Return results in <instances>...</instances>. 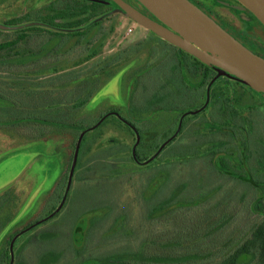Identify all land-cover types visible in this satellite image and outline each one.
<instances>
[{
	"label": "trees",
	"instance_id": "obj_1",
	"mask_svg": "<svg viewBox=\"0 0 264 264\" xmlns=\"http://www.w3.org/2000/svg\"><path fill=\"white\" fill-rule=\"evenodd\" d=\"M7 1L0 0V4ZM111 13V8L103 0H48L41 7L32 9L22 17L12 18L3 23L9 27V33L16 34L17 37L0 43V130L6 134H9L6 129L14 130L15 134L21 136L20 138L29 140L34 137L42 138L45 135H62L66 131H71L75 139L73 154L80 157L81 149L89 134L99 129L113 114L102 116L96 126L80 125L78 112L92 96L97 82L92 79L85 80L83 83L85 94L80 93L82 86L77 84L79 78L77 73L82 67H88V62L92 60L96 62L102 60L105 67L134 61L139 65L136 68V75L140 82L147 72L150 74L157 69L164 70L170 65L172 67L168 72L169 75L171 73L180 75V81L185 84L186 73L191 75L190 77L195 81L191 90L199 94L204 102L200 109L179 115L176 119L178 128L166 142L159 144L153 137L144 141L140 134V140L135 138L134 144L129 149L130 158L126 157L124 160L151 164L156 156L166 150L167 153L183 155L184 153L179 151V146L192 127H195L197 140L192 151L188 145L184 156L187 158L183 161L204 157L215 176L222 177L223 181L228 178L229 184L235 183L238 188L243 187L244 198L248 204H242L244 207L240 214L247 213V217L252 216L255 223L250 226L238 225L237 218L233 217L230 211L224 210L230 206L226 200L230 195L226 192L228 195L225 198L220 197L222 192L221 190L219 192V188L223 189V181L219 188L211 191L212 195L206 190H197L193 196L185 194L187 182L183 181L180 185L182 188L177 186L169 195L160 198L154 204L153 198L155 199L157 194L153 196L149 193L147 198L142 200V192L139 191V194L137 192L138 199L145 207L144 218L152 223L154 234H148L133 243L132 239L127 238L132 232L135 233L127 227L131 218L127 217L125 221L121 214L114 218L106 213L101 218L98 216L95 226L101 231V235L97 236L98 239L93 246L88 244L86 235L78 236L77 233L82 232V227L78 226L75 229L74 234L71 235L69 252L62 259V264H264V130H262L264 106L247 104L245 92L234 94L226 83L221 85L220 80L223 76H217L214 66L205 65L191 54L158 36H154L155 42L150 45L149 54H145L147 53L145 51V53L141 52V43L147 41H138L125 50L109 56V60L93 52L81 63H73V65L68 63L69 59L64 58L65 54L71 52L70 48L80 43L82 38L98 27ZM254 19L263 26L255 16ZM73 38L78 40L73 45H68ZM61 49L63 51L59 53ZM97 72L99 70L95 71ZM228 78L239 82L233 77ZM239 83L259 95L264 101L263 95ZM39 88L43 91L40 92ZM157 93H160V96L156 99L160 100L171 94L165 82H162L152 95L155 96ZM209 106L212 114L209 125L205 123L203 127H198V123L194 120L198 119L200 113L206 111ZM112 116L122 124L120 117L116 114ZM188 116L192 121L185 120ZM127 128L134 134L131 128ZM210 135L213 138L208 139ZM76 143H80L79 150L76 149ZM116 147V144L109 145L101 148L99 152L107 158L128 150V147L121 149ZM172 161L166 160L162 167L183 162ZM72 162L73 157L70 167ZM70 167L66 172L67 175L62 174V178L59 177L57 184L66 185ZM221 199L224 205L227 204L220 214L216 215L215 212L214 215L213 209L219 205ZM19 200L17 192H13L10 188L0 193V234L16 215L14 210L18 209ZM151 203L153 206L148 209L145 205ZM173 207L182 210L186 219L190 216L189 222L200 219L199 223L202 227L195 235L184 232V236L172 234L175 226L184 228L179 222H175L173 227L169 221L175 211ZM196 208H199L198 212H195ZM190 210L195 213L190 215ZM198 213L202 214L193 217ZM55 215L51 213L44 220L26 226L13 237L3 236L0 242V264H14L13 251L19 238L43 225ZM120 218L122 222L118 231ZM206 219L214 221L206 225L204 222ZM107 223L111 225L107 226ZM168 224L174 231L169 230ZM112 228L114 229L109 233L110 241L114 240L111 242L116 244L115 247L113 246L112 250L93 249L96 245L103 247L108 241V232ZM156 230H159L160 235H156ZM125 237L126 241L120 242L125 240ZM40 254L43 255L42 252ZM60 260H56L54 264H59ZM36 262L43 264L39 256Z\"/></svg>",
	"mask_w": 264,
	"mask_h": 264
},
{
	"label": "rangeland",
	"instance_id": "obj_2",
	"mask_svg": "<svg viewBox=\"0 0 264 264\" xmlns=\"http://www.w3.org/2000/svg\"><path fill=\"white\" fill-rule=\"evenodd\" d=\"M47 2L48 0H8L0 4V43L17 37L16 34L9 33V27L3 24L5 21L22 17ZM192 2L223 28L233 33L248 48L264 53V27L235 0H192ZM129 29L134 31L129 33ZM154 36H156L154 33L138 25L126 15L114 11L104 18L98 27L82 38L80 43L71 47V52L65 54L64 59H69L68 63L72 65L78 64L95 52L99 57L109 60V56L125 50L138 41H147L141 43V52L145 51L147 52H144L145 54H149L150 45L155 42ZM77 40V38L71 39L68 45H73ZM62 51L61 49L59 53ZM88 65V67H82L77 73L79 76L77 84L82 86L80 93L85 91L83 88L85 80L92 79L97 82L92 96L78 112L80 125L96 126L102 116L112 113L120 117L122 124L110 115L99 129L89 134L81 149L80 157L73 154L75 139L71 131H66L62 135H45L42 138L34 137L29 140L20 138L21 136L15 134L14 130L6 129L9 134L0 130V193L10 188L13 192H17L20 198L18 209L14 210L16 215L0 234V242L3 236L13 237L26 226L44 220L51 213L56 214L43 225L24 234L17 242L14 241L16 242L13 251L14 264H40L36 262L38 256L43 264H54L58 259H61L62 264V259L69 252L71 235L74 234L75 229L78 226L82 227V232L77 233L78 236L86 235L88 244L93 246L98 239L97 236L101 235V231L95 226L98 216L101 218L106 213L114 218L121 214L125 221L127 217L131 218L127 227L135 233L132 232L127 238L132 239L133 243L138 242L142 237L154 234L155 230L152 223L144 218L146 217L145 207L138 199L137 192L138 194L139 191L142 192V200L146 199L149 193L153 196L157 194L155 199L153 198L154 204L160 198L169 195L177 186L182 185L183 181L187 182L184 192L186 191L185 194L190 196H193L197 190L214 191V188H219L223 181L222 177H217L210 171L206 158L199 157L183 161L187 158L184 156H186L188 145L192 151L194 142L197 140L195 127H192L182 145L179 146V151L184 153L183 155L167 153L166 150L156 156L150 162L151 164H138L132 160H124L126 157L130 158L129 149L134 144L135 138L140 140V134L144 141L153 137L162 144L177 130L176 119L179 115L200 109L204 99L196 92H192L195 81L189 73H186L188 81L186 78L185 84L180 81V75L177 76L174 73L169 75L168 72L172 66L168 65L164 70L157 69L150 74L147 72L139 82L136 75V68L139 65L134 61L105 67L102 60L99 62L92 60L88 62ZM98 70L99 72L95 73ZM220 81L221 85L226 83L230 86L234 94L245 92L247 104L264 106V101L259 95L249 91L236 80L223 76ZM55 82L58 83V81ZM162 82L167 84L171 94L160 100L156 99L160 93L155 96L152 94L159 89ZM39 90L43 91L40 88ZM210 109L211 106L194 120L198 123V127H203L205 123L209 125L212 115ZM189 117L185 120L192 121V118L188 119ZM127 127L131 128L134 134L130 133ZM207 138L211 139L213 136L210 135ZM114 144L118 149L128 147V150L104 158L99 150ZM79 148L80 143H76V149L79 150ZM72 157L73 162L70 167ZM168 159L183 162L173 163L166 168L162 167ZM69 167L66 185L57 184L59 177L66 174ZM229 183L228 178H225L222 184L223 189L219 188V192L220 190L222 192L220 197L225 198L228 195L226 192L230 195L229 199L226 198L230 206L224 210L230 211L233 217L237 218L238 225H252L255 223L252 216L247 217V213L240 214L243 205L248 204L244 198L243 187L238 188L235 183ZM212 194L211 192L210 195ZM152 203L145 206L149 209L153 206ZM218 204L213 209L214 215L215 212L216 215L220 214L227 203L224 205L221 199ZM173 210H175L173 217L169 219L172 226H175V222H179L184 225V228L175 226L174 231L168 224L169 230L174 231L172 234L195 235L196 231L202 227L199 223L200 219L189 222L190 216H187V220L182 210L174 207ZM194 210L198 212L199 208ZM195 212L190 210V215ZM200 214L202 213L194 214L193 217ZM213 221L206 219L204 222L209 225ZM120 222H122L121 218L118 221V231H120ZM110 223H113L112 220ZM110 223H107V226L111 225ZM113 229L108 232L109 238L103 247L96 245L93 249L112 250L116 244L111 242L114 240L110 241L109 233ZM156 231V235H160L159 230ZM124 241L126 237L120 242L124 243Z\"/></svg>",
	"mask_w": 264,
	"mask_h": 264
},
{
	"label": "water",
	"instance_id": "obj_3",
	"mask_svg": "<svg viewBox=\"0 0 264 264\" xmlns=\"http://www.w3.org/2000/svg\"><path fill=\"white\" fill-rule=\"evenodd\" d=\"M138 25L264 95V57L254 53L190 0H137L154 20L124 0H112ZM264 26V0H236Z\"/></svg>",
	"mask_w": 264,
	"mask_h": 264
},
{
	"label": "flooded vegetation",
	"instance_id": "obj_4",
	"mask_svg": "<svg viewBox=\"0 0 264 264\" xmlns=\"http://www.w3.org/2000/svg\"><path fill=\"white\" fill-rule=\"evenodd\" d=\"M110 8H111V11L114 12H120L122 13L123 15H125L122 11H121V8L112 0H103ZM125 2H127L128 4H130L132 7L136 8L137 10H139L140 12H142L143 14H145L146 16L154 19V20H157L141 3H139L137 0H124ZM192 1V0H191ZM236 1V0H235ZM236 3L240 6V7H243L240 3H238L236 1ZM149 31V30H148ZM228 31V30H227ZM229 33H231L230 31H228ZM236 39L237 37L231 33ZM239 40V39H238ZM241 42V41H240ZM244 44V43H243ZM245 45V44H244ZM246 46V45H245ZM250 48V47H249ZM251 49V48H250ZM252 51L256 52L257 54H259L260 56H263L264 57V53H259L257 52L256 50H253L251 49ZM227 77H230V76H227ZM236 79V78H235ZM240 82V81H239ZM262 95V94H260ZM264 96V95H263Z\"/></svg>",
	"mask_w": 264,
	"mask_h": 264
},
{
	"label": "crops",
	"instance_id": "obj_5",
	"mask_svg": "<svg viewBox=\"0 0 264 264\" xmlns=\"http://www.w3.org/2000/svg\"><path fill=\"white\" fill-rule=\"evenodd\" d=\"M130 30V29H129ZM132 31L131 32H129V33H132L133 31H134V29H131Z\"/></svg>",
	"mask_w": 264,
	"mask_h": 264
},
{
	"label": "built area",
	"instance_id": "obj_6",
	"mask_svg": "<svg viewBox=\"0 0 264 264\" xmlns=\"http://www.w3.org/2000/svg\"><path fill=\"white\" fill-rule=\"evenodd\" d=\"M132 30L130 29L129 32H131Z\"/></svg>",
	"mask_w": 264,
	"mask_h": 264
}]
</instances>
